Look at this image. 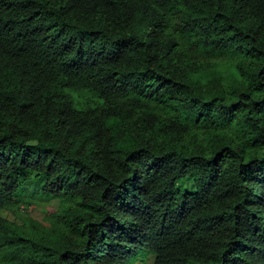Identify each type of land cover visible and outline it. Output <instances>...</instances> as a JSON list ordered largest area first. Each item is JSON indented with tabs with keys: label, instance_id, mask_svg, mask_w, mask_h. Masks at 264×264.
<instances>
[{
	"label": "trees",
	"instance_id": "trees-1",
	"mask_svg": "<svg viewBox=\"0 0 264 264\" xmlns=\"http://www.w3.org/2000/svg\"><path fill=\"white\" fill-rule=\"evenodd\" d=\"M148 260L264 264V0H0V264Z\"/></svg>",
	"mask_w": 264,
	"mask_h": 264
},
{
	"label": "rangeland",
	"instance_id": "rangeland-1",
	"mask_svg": "<svg viewBox=\"0 0 264 264\" xmlns=\"http://www.w3.org/2000/svg\"><path fill=\"white\" fill-rule=\"evenodd\" d=\"M57 204L56 199H50L48 201H45L44 203H38L36 205L32 206H25V212L26 214L35 217L37 219H41L44 214L50 210V209H55ZM147 264H150V260L147 261Z\"/></svg>",
	"mask_w": 264,
	"mask_h": 264
}]
</instances>
